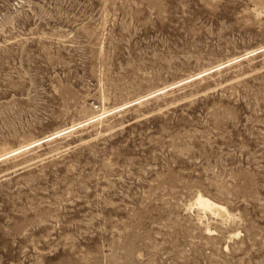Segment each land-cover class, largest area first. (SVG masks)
Returning a JSON list of instances; mask_svg holds the SVG:
<instances>
[{
    "label": "rangeland",
    "instance_id": "374dc122",
    "mask_svg": "<svg viewBox=\"0 0 264 264\" xmlns=\"http://www.w3.org/2000/svg\"><path fill=\"white\" fill-rule=\"evenodd\" d=\"M0 264H264V0H0Z\"/></svg>",
    "mask_w": 264,
    "mask_h": 264
},
{
    "label": "bare ground",
    "instance_id": "6f19581e",
    "mask_svg": "<svg viewBox=\"0 0 264 264\" xmlns=\"http://www.w3.org/2000/svg\"><path fill=\"white\" fill-rule=\"evenodd\" d=\"M263 51V50H262ZM231 62V60H229ZM230 62H228L227 64L225 63L224 66L230 64ZM235 62V61H234ZM219 66V65H218ZM219 67H223V65L219 66ZM217 69V68H215ZM203 73V72H201ZM198 74L196 76L193 77V79L191 80H197L198 78H200L201 76H205V74ZM211 73V72H210ZM207 75V74H206ZM190 81V80H189ZM169 89L167 87H164V88H160L154 92H152L150 95L151 96H156V95H161V94H164L168 91ZM143 99V98H142ZM142 99L138 98L132 102H130V104H124V108L126 107H129L131 105H134V104H138V103H142ZM109 111H104L103 113L101 114H98V115H95L93 116L92 118L89 119V122H94V121H99L102 119L103 115H105V113H107ZM113 113V112H112ZM73 129V128H72ZM69 129H62V130H59V131H56L55 133H52L50 135H47L45 137H43L42 139H39L35 142H32L30 143L29 145L26 146V148H29V147H32V146H35L37 145L38 143H44L46 141H50V140H53L55 138H58L60 137L61 135L65 134L68 132ZM196 205H198V207L200 209H202L203 211H210L212 213H220L221 211H226L227 208L223 205V204H220L202 194H199L197 197H196ZM211 229H209L210 231Z\"/></svg>",
    "mask_w": 264,
    "mask_h": 264
}]
</instances>
